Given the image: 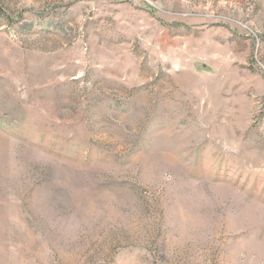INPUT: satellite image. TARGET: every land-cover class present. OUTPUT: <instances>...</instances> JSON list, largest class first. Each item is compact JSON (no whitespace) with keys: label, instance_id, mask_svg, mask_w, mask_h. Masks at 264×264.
Returning <instances> with one entry per match:
<instances>
[{"label":"rangeland","instance_id":"obj_1","mask_svg":"<svg viewBox=\"0 0 264 264\" xmlns=\"http://www.w3.org/2000/svg\"><path fill=\"white\" fill-rule=\"evenodd\" d=\"M0 264H264V0H0Z\"/></svg>","mask_w":264,"mask_h":264}]
</instances>
